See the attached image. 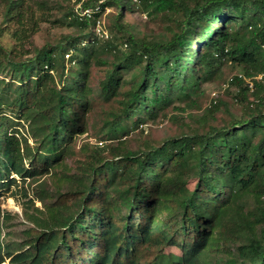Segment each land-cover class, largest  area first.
Here are the masks:
<instances>
[{"label":"trees","instance_id":"obj_1","mask_svg":"<svg viewBox=\"0 0 264 264\" xmlns=\"http://www.w3.org/2000/svg\"><path fill=\"white\" fill-rule=\"evenodd\" d=\"M29 1L5 0L0 9L3 19L17 25L11 31L16 43L0 56V70L8 66L19 83L14 96L8 95L14 81L0 86V195L3 187L16 181L9 178L10 172L21 177L45 173L54 158L66 152L68 138L85 130L89 100L84 87L73 82L59 88L52 83L55 72L60 79L64 75V50H72L69 59H75L76 71L81 72L101 48L92 32L86 31L95 19L81 18L70 10L68 25L80 27L79 35L35 47L31 56L19 58L25 39L48 15L42 11L37 17ZM130 1L84 0L82 8L118 7L115 27L122 30V11ZM137 4L151 17L168 20L170 35L153 41L128 31L125 52L115 50L110 61L97 59L108 62L100 81L106 96L121 87L126 71L138 69V77L123 93L107 139L125 133L135 115L137 124L156 118L171 93L189 98L228 58L242 66L247 77L262 76L254 79L255 106L245 117L203 133L168 138L140 153L117 149L113 158L97 165L88 161V184L61 192L55 199L56 204L75 211L36 223L26 248L16 249L3 240L0 210V264H202L214 228L220 225L225 232L232 223L225 213L232 210L236 194L263 188L264 0H138ZM97 10L94 16H99ZM86 39L91 49L82 44ZM103 47L110 52L116 49L109 41ZM232 83L238 86L237 96L249 92L242 77L234 76ZM7 111L42 119L35 150L8 132L13 120ZM191 172L196 182L189 189L183 176ZM165 195L177 214L158 220ZM169 246H178L180 257L166 254ZM238 250L245 264H264V227L250 233Z\"/></svg>","mask_w":264,"mask_h":264},{"label":"rangeland","instance_id":"obj_2","mask_svg":"<svg viewBox=\"0 0 264 264\" xmlns=\"http://www.w3.org/2000/svg\"><path fill=\"white\" fill-rule=\"evenodd\" d=\"M83 1H29L31 8L36 10L37 17L42 11L48 15H44L47 19L40 21L36 31L30 33L25 39L19 58L31 56L35 47H41L46 43L55 44L67 35H79L80 27L68 25L69 20L66 19V13L70 10L81 18L95 19V24L89 26L86 31L92 32V36L99 40L101 48H97L89 64L81 72L76 71L78 63L75 64V59L72 62L69 59L72 50L70 48L64 50V75L60 79L58 73L55 72V82L52 83L59 88L64 83L73 82L84 87L89 100L88 112L85 116V130L68 138L66 152L56 156L45 173L32 177H21L10 172L9 178H15L16 181L9 187L5 186L1 189L2 238L6 242H12L16 249L26 248L27 242L33 240L30 229L37 227L36 223H47L59 215L75 211L74 207L56 204L55 199L61 192H72L88 184L91 177L87 169L88 161L97 165L105 159L113 158L117 149L140 153L158 147L168 138L195 132L203 133L212 126L219 127L229 124L233 119L248 115L251 112L250 108H253L257 102L252 91L255 89L254 79L260 80L261 75L255 78L247 77L243 67L228 58L221 68L208 76L189 98L179 99L171 93L169 99L163 100L164 108L160 109L156 118H146L144 123L137 124L135 120L138 115H135L128 120V129L125 133L119 134L116 138L107 139L105 134L108 132L110 123L116 118L123 93L138 77V69L126 71L121 79V87L115 93L106 96L100 90V81L106 74L108 68L106 63L108 62L100 63L97 59L101 57V59L110 61L115 50L125 52L127 46L124 44V39L128 31L147 40L167 38L170 35L168 29L170 22L160 15L151 17L148 12L140 8L137 4L138 0H132L127 2V7L122 11L123 16L120 23L123 29L118 30L115 27V22L120 16L118 7L99 9V6H96L95 9H99L97 10L99 16H94L93 13L96 11L90 13L91 16H84ZM4 2L5 0H0V9ZM216 24H219V21ZM16 27V24L9 23L0 15L1 57L3 52L14 48L16 41L11 31ZM108 41L116 46V49L111 48L112 52L103 47ZM82 44L90 46L89 49H91L92 44L88 42V39L83 40ZM79 73L81 77L75 80ZM236 75L248 83L249 92L245 97L236 95L239 89L236 84L232 83ZM4 81H14L8 93L9 96H14V90L17 89L19 83L13 78L8 66L0 70V86H3ZM250 83L253 84V88ZM17 114L7 111V115L13 120L8 123V132L15 134L26 147L28 146L30 151H33L39 144L43 121L41 118H34L26 113ZM26 165H28L27 161ZM261 173L264 177V169ZM183 178L185 187L192 189L196 182L195 173L191 172ZM118 185L123 187V184L118 183ZM262 187L260 192L247 190L236 194L232 210L225 213L229 214L228 219L233 224L229 223L225 232L222 231L220 225L214 228V237L209 250L204 255L202 264H245V257L239 253L238 246L246 242L250 233L258 232L261 227H264V181ZM113 194L116 193L113 192ZM169 200V195H165L161 200L158 220L169 214H177ZM165 252L171 257L181 255L178 246H169Z\"/></svg>","mask_w":264,"mask_h":264},{"label":"built area","instance_id":"obj_3","mask_svg":"<svg viewBox=\"0 0 264 264\" xmlns=\"http://www.w3.org/2000/svg\"><path fill=\"white\" fill-rule=\"evenodd\" d=\"M82 10H83L82 13L84 16H88V15L91 16L90 13H93L96 11L95 7L82 8ZM260 77H262V76H260ZM250 86L253 88V84L250 83Z\"/></svg>","mask_w":264,"mask_h":264}]
</instances>
